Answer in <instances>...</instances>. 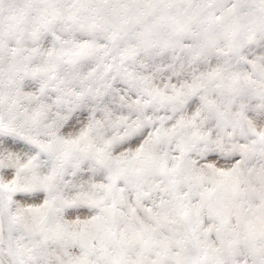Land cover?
<instances>
[{"label": "snow or ice", "instance_id": "6c2138e0", "mask_svg": "<svg viewBox=\"0 0 264 264\" xmlns=\"http://www.w3.org/2000/svg\"><path fill=\"white\" fill-rule=\"evenodd\" d=\"M186 39L225 58L164 89L136 74ZM121 83L150 100L113 119ZM260 112L264 0H0V264H264Z\"/></svg>", "mask_w": 264, "mask_h": 264}, {"label": "clouds", "instance_id": "9594fccd", "mask_svg": "<svg viewBox=\"0 0 264 264\" xmlns=\"http://www.w3.org/2000/svg\"><path fill=\"white\" fill-rule=\"evenodd\" d=\"M191 47L192 41L186 39L181 45L169 46L162 51L158 49V51H161V54L155 58L142 57L143 66L137 63L134 66L135 72L138 76L146 78L153 87L164 89L166 86L172 84L180 86L181 84L193 83L197 77L214 68L225 58L223 55L216 54L197 58L196 54L191 51ZM212 98L215 99L214 92L212 93ZM149 100L150 97L147 96L141 97L129 94L125 85L121 83L119 89H114L113 94L108 97L106 106L111 111L113 119H116L122 114L128 115L127 105H135L137 101L144 104ZM23 103L27 104V101ZM197 108H199V105L194 106L192 109L185 108L182 113H173L170 108L156 111L149 107L146 114L151 116L154 122L160 117H164L165 126L171 128L180 115H183L187 120H191ZM56 111L57 109L55 108L51 110L50 118L55 117ZM168 117H172V119L169 120L167 119ZM132 118L134 119L135 117L133 116ZM201 120L204 121L202 125L200 123ZM87 122V120L79 122L77 127L71 128L67 132L63 128H60L57 130L58 134L62 136H75ZM196 124L202 134L210 135L213 141H221L225 147L230 143V138H233V129L218 127L216 121L209 118L206 112H201V116L197 118ZM253 126L257 130H264V112L257 114V121L253 122ZM238 135L237 131L235 136ZM213 155L217 158L215 161H211V163L221 167L228 166L226 158L221 152H215ZM192 158L196 160L197 166L210 162L206 158L201 157L195 150L192 152Z\"/></svg>", "mask_w": 264, "mask_h": 264}]
</instances>
